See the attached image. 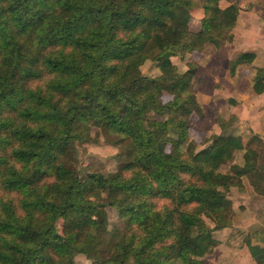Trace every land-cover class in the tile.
Returning a JSON list of instances; mask_svg holds the SVG:
<instances>
[{
  "label": "trees",
  "instance_id": "1",
  "mask_svg": "<svg viewBox=\"0 0 264 264\" xmlns=\"http://www.w3.org/2000/svg\"><path fill=\"white\" fill-rule=\"evenodd\" d=\"M196 0H0V264H207L222 243L243 238L254 264L264 246L235 225L230 191L247 177L264 196V140L221 131L190 136L206 116L195 77L174 57L220 49L237 26V0H201V27H191ZM255 51L229 62L232 78ZM154 61L157 76L141 67ZM253 89L264 93V67ZM128 137L127 160L111 174L65 164L93 129ZM115 144V143H114ZM243 151V162L221 167ZM167 200L162 205L158 202ZM125 219L110 229L107 209ZM61 222V229L59 223ZM231 238V241H230Z\"/></svg>",
  "mask_w": 264,
  "mask_h": 264
},
{
  "label": "rangeland",
  "instance_id": "2",
  "mask_svg": "<svg viewBox=\"0 0 264 264\" xmlns=\"http://www.w3.org/2000/svg\"><path fill=\"white\" fill-rule=\"evenodd\" d=\"M196 1V8L192 11L191 27L194 30H199L203 10L201 0ZM237 2L241 7L239 23L234 30L228 33L227 41L223 47L217 49L214 45L208 44L202 52L173 58V62L178 65L180 71H185L188 68L189 61H197L199 63V73L195 78V87L200 102L205 106L206 116L200 119L197 115H194L190 123V136L199 141L221 131L217 121L219 117L222 116L228 119L231 114L238 111L236 104L230 102L229 98L238 100L236 97L239 91L241 95H248L250 92L249 80L244 79L238 87L233 85L232 80L228 76V61L239 53L258 49L259 47V52L257 50L259 59L256 64L262 65L260 46H263L261 41H264V0H237ZM141 69L149 76L160 74L159 68L151 60H147ZM241 123V119H238V122L233 124L228 131L243 137L249 136L250 138L253 135V131L248 126L242 127ZM131 148L132 143L128 137L95 128L92 131L91 142L72 145L69 154L66 156L65 164L70 169L79 172L111 174L116 172L121 164L127 160L124 153ZM262 151L264 155V148ZM242 162L243 151H235L233 160L223 165L221 170L229 172L232 163L241 164ZM229 196L235 208L234 223L235 225L237 224L236 226H238L239 230L247 229L248 232H252L257 228L264 227V196L254 191L247 177H244V186L233 187ZM164 202H167V200H161L158 204L162 205ZM107 212L110 220V229L117 230L122 228L125 219L119 215L118 211L114 208H108ZM59 229H61V222L59 223ZM216 232L214 233L215 237ZM229 234L224 233V240L229 239ZM254 242L263 246L264 233ZM246 244L241 238L235 244H227V247H223L220 250V254L223 255L225 262L237 264V254L242 249L248 250ZM214 254L215 251L206 255L207 264H217L216 258L213 257ZM74 260L75 264H93L92 260L84 254L76 255ZM238 264H248V260L243 261V258H241Z\"/></svg>",
  "mask_w": 264,
  "mask_h": 264
},
{
  "label": "crops",
  "instance_id": "3",
  "mask_svg": "<svg viewBox=\"0 0 264 264\" xmlns=\"http://www.w3.org/2000/svg\"><path fill=\"white\" fill-rule=\"evenodd\" d=\"M238 23H239V19H238ZM261 42L263 43V46H260L261 48L260 56L262 58L261 60L262 65L256 64V61L259 59V53H257V50L259 52V47H258V49L256 48L254 50H249V51L256 52V58L252 64H246V65L241 66L240 72H239L240 74L237 78H232L230 74L229 62L232 59L231 58L228 61V76L232 80V83L235 87H238L244 79L249 80V83H250V92L248 93V95H245V94L241 95L239 94L241 93L239 91L238 96L236 97L238 100H232V98H229V101L236 104L235 106L238 108V111L237 112L234 111L235 113L233 112L234 114H231V115H236L239 120L241 119L242 127L248 126L253 131V134L260 135V137L264 140V93L256 94L253 89V84H254L253 82L254 70L253 69L254 67H264V41H261ZM245 138L248 139L249 136H245ZM224 233L229 234L230 229L226 228L224 230H220L216 232V238L222 242L216 248L215 254L213 255V257H215L217 260V264H230L228 262H225L223 255L220 254L221 253L220 250H222L223 247H227L226 240H224L223 238ZM241 251L237 254V258H238L237 264L240 263L241 258H243V261L248 260V264H254L253 260L251 259L249 251L243 250V249Z\"/></svg>",
  "mask_w": 264,
  "mask_h": 264
}]
</instances>
